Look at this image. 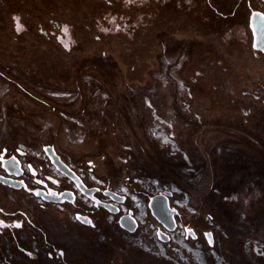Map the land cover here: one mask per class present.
Returning <instances> with one entry per match:
<instances>
[{
    "label": "rangeland",
    "instance_id": "obj_1",
    "mask_svg": "<svg viewBox=\"0 0 264 264\" xmlns=\"http://www.w3.org/2000/svg\"><path fill=\"white\" fill-rule=\"evenodd\" d=\"M220 1L0 0V143L92 160L139 223L52 214L66 254L35 264H264V53L245 0ZM157 188L178 209L168 242Z\"/></svg>",
    "mask_w": 264,
    "mask_h": 264
},
{
    "label": "flooded vegetation",
    "instance_id": "obj_2",
    "mask_svg": "<svg viewBox=\"0 0 264 264\" xmlns=\"http://www.w3.org/2000/svg\"><path fill=\"white\" fill-rule=\"evenodd\" d=\"M237 1L231 2L233 8L228 13L220 9L218 13L235 14ZM227 3L230 1L226 0V8ZM245 3L249 15L256 10L264 13V0H245ZM243 17L245 19V14ZM247 22L249 28V19ZM60 156L80 178L87 192H83L74 179L59 171L44 150L41 157L16 141L0 143V264H35L43 255L61 263L66 251L53 235L50 237L55 229L50 221L52 214L60 217L66 212L69 218L66 224H70L68 229L73 230L76 227L97 228L102 213L109 212L101 202L119 206L118 217L124 213L121 203L113 201L108 191L125 194L94 173L92 160L71 163ZM62 192L69 196L62 202L43 199L60 196Z\"/></svg>",
    "mask_w": 264,
    "mask_h": 264
},
{
    "label": "water",
    "instance_id": "obj_3",
    "mask_svg": "<svg viewBox=\"0 0 264 264\" xmlns=\"http://www.w3.org/2000/svg\"><path fill=\"white\" fill-rule=\"evenodd\" d=\"M249 28L252 32V47L256 51H260L264 53V13L261 11H252L249 18ZM42 149L45 154L48 156L50 161L56 166V168L64 173L67 176H70L72 179L76 181L78 186L82 189L83 192H87L85 186L80 182V178L68 167V165L62 160L60 154L56 151L55 147L52 144H44L42 145ZM109 196L113 201L118 203H124L126 200V196L123 194H118L114 191H108ZM171 190H164L148 197L147 206L150 210L151 215L155 218V220L161 224L162 228L158 230V238L162 242H168L170 240V232L174 231L177 227V218L178 209L171 205L170 197L172 196ZM66 192H62L61 195L43 197V199L50 202H62L65 198H67ZM69 197V196H68ZM109 212L113 214H118L120 211L119 206L114 205L112 202H101ZM119 226L128 231L129 233H133L138 228V220L134 215L133 209L129 208L127 212H124L118 217ZM186 236H191L193 239L198 237L197 232L191 226L185 227ZM204 235L209 243V245H213V235L212 231H205Z\"/></svg>",
    "mask_w": 264,
    "mask_h": 264
},
{
    "label": "crops",
    "instance_id": "obj_4",
    "mask_svg": "<svg viewBox=\"0 0 264 264\" xmlns=\"http://www.w3.org/2000/svg\"><path fill=\"white\" fill-rule=\"evenodd\" d=\"M230 1V0H229ZM181 2V1H180ZM219 3H221V6H222V9H226V7L224 6V4H225V1H223V2H219ZM197 4H198V1H197ZM227 4H229V6L231 5V1H230V3H227ZM231 7V6H230ZM227 12H229V10L227 9ZM224 16H228V15H224ZM226 18V17H225ZM12 19H13V22H14V25L15 26H20V25H26V23L24 22L25 20L24 19H22V17H21V15H13L12 16ZM225 19H224V17H222V19L220 20V21H224ZM203 22H204V20H203ZM222 22H220L221 24H222ZM243 22V24L245 23L246 24V22H245V20H243L242 21Z\"/></svg>",
    "mask_w": 264,
    "mask_h": 264
},
{
    "label": "built area",
    "instance_id": "obj_5",
    "mask_svg": "<svg viewBox=\"0 0 264 264\" xmlns=\"http://www.w3.org/2000/svg\"><path fill=\"white\" fill-rule=\"evenodd\" d=\"M164 190H167V189H164ZM162 190L161 188H157V191L161 192V191H164Z\"/></svg>",
    "mask_w": 264,
    "mask_h": 264
}]
</instances>
